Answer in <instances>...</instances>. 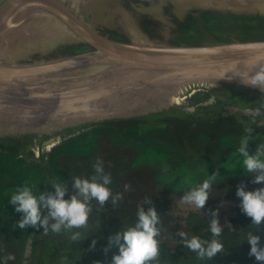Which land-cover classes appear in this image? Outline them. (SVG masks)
<instances>
[{"label":"water","instance_id":"water-1","mask_svg":"<svg viewBox=\"0 0 264 264\" xmlns=\"http://www.w3.org/2000/svg\"><path fill=\"white\" fill-rule=\"evenodd\" d=\"M261 64L264 0H0V157L173 121L264 139V87L237 75Z\"/></svg>","mask_w":264,"mask_h":264},{"label":"rangeland","instance_id":"rangeland-1","mask_svg":"<svg viewBox=\"0 0 264 264\" xmlns=\"http://www.w3.org/2000/svg\"><path fill=\"white\" fill-rule=\"evenodd\" d=\"M200 91V90H199ZM195 97L193 94L187 97L185 102L191 103ZM201 104H212L214 100L211 99L210 93L206 98L201 100ZM264 117V116H263ZM197 120V117L194 118ZM232 121V120H231ZM230 121V122H231ZM184 123L173 121L167 124L163 130H160V135L152 137H145V133L133 136H121L119 132L110 131L108 129H93L87 130L78 136L67 139L62 142H57L54 145L37 150L32 154L24 153L21 155L22 162L29 157V161L22 167L19 172L15 171V163L8 157L7 154H2L0 157V242L9 240L8 244H13L17 248H24V254L27 257L30 253L31 241L35 227L19 228L18 222L21 214L15 211L13 205L8 203L11 193L18 187L28 184L33 187L34 191L39 193H47V189L52 184L48 178L52 179L51 173L55 172V167L49 162L50 156L53 157L58 154L53 150L73 147L81 143L80 151L78 153L70 152L73 162L75 158L79 160L84 156L92 158L95 155L100 159L103 157L119 156L120 164L117 172L116 184L128 185L131 190V201L128 204L136 210L143 208H155L160 218L165 219L168 224L172 226L164 228L166 234L165 238L169 243L171 249L178 247V241L174 240L173 235L177 234L180 229L185 228L186 218L191 211H201L204 213L214 201H219V213H222V222L226 223L230 217L236 213L238 200L233 195L229 188L232 183L238 185L246 184L247 189L253 187V174H246L242 167V156L236 152L239 149L230 151L226 144L228 139H223V142L217 140L218 137L224 135L228 131L210 123H204L206 129L199 127L197 121H183ZM130 130V129H127ZM127 130H117L128 133ZM203 130V131H201ZM209 130V131H208ZM132 131V130H130ZM207 131V132H206ZM152 132V131H151ZM234 132V137L240 142L242 138L250 137L249 135H242V138ZM148 134V133H146ZM264 136V132L259 138ZM79 137V138H78ZM264 139L248 140L247 149L250 154L256 153L260 149H264L262 143L256 144V141H263ZM69 141V142H67ZM174 145V148L165 145V148H159L160 143H169ZM219 143V153L214 155L200 154L205 149V145L211 143ZM200 143V145H198ZM135 144V145H133ZM198 145L199 148H194ZM147 149H151L147 151ZM168 149V150H167ZM71 151V148H70ZM143 151H147L146 157H141ZM59 155V154H58ZM59 156H56V160ZM63 157V156H62ZM44 158L48 161L49 169L45 167ZM66 158L63 157V160ZM168 162L169 165L164 163ZM18 164V163H17ZM74 168L77 169V163L73 162ZM80 166V165H79ZM59 170L61 163L56 166ZM66 168V167H65ZM23 172V173H21ZM14 177L20 174V180L15 186H8V177ZM210 176L216 177L209 188V198L206 201L204 208L197 209L194 205L183 201V196L193 187L199 186L205 179ZM103 178V177H102ZM4 182V183H1ZM53 185V184H52ZM5 186V187H4ZM126 188H123L125 191ZM44 210H42V213ZM179 225H182L179 227ZM176 231V232H175ZM15 232V235L13 234ZM3 239V240H2ZM19 239L24 243L15 242ZM3 244V243H2ZM7 250V244L0 249V254ZM7 258H0V264H11L12 262L5 260ZM29 261L25 259L23 264H28Z\"/></svg>","mask_w":264,"mask_h":264},{"label":"clouds","instance_id":"clouds-1","mask_svg":"<svg viewBox=\"0 0 264 264\" xmlns=\"http://www.w3.org/2000/svg\"><path fill=\"white\" fill-rule=\"evenodd\" d=\"M231 67L220 70L219 78L231 71ZM246 83L252 86L264 87V64H261L254 73H237ZM257 112L259 109L256 110ZM251 131V129H248ZM248 139L244 137L240 141L239 154L242 156V167L246 174H253L252 183L260 185L252 190H248L246 184L238 186L236 195L239 198L240 208L251 220V225H255V230H249L246 234L247 243L250 245L249 255L253 256L257 262L264 264V244L259 234L264 225V149L250 154L247 149ZM97 173L103 172L99 166ZM216 177L210 176L199 186L193 187L183 196V201L194 205L195 208H204L209 198V188ZM110 177L104 176L103 182H97V176L91 179L77 176L74 180V188L77 190L69 199H65L66 187L61 183H54V192L39 193L34 191L28 184L18 186L10 195L8 203L13 205L15 211L21 214L18 222L19 228L44 226L48 231L49 220L55 222L50 225L53 232H60L62 228L71 229L84 225L89 216L90 206L88 201L98 200L104 204L112 195ZM115 203V198L113 199ZM42 210L47 214L42 215ZM214 217L209 223V230L212 239H202L193 235L185 238L184 244L200 258L211 260L223 250V243L218 237L222 233V227L216 217V212H212ZM158 214L155 208L147 210L140 208L138 220L134 226H129L122 232H118L110 238V245L118 247V254L112 258L111 264H151V261L158 255L159 243L156 239L159 229ZM182 237L185 233H180ZM76 237L74 236L73 239ZM107 251V249H105ZM8 259H14L10 254Z\"/></svg>","mask_w":264,"mask_h":264},{"label":"trees","instance_id":"trees-1","mask_svg":"<svg viewBox=\"0 0 264 264\" xmlns=\"http://www.w3.org/2000/svg\"><path fill=\"white\" fill-rule=\"evenodd\" d=\"M200 92L206 91L201 90L197 94H200ZM103 129L120 132L117 129ZM151 131L154 133L160 132V130ZM160 144H162L161 148H165L166 144L168 147L171 146V143ZM216 151H220V149H216ZM14 163L15 165L17 164V162ZM70 168L72 166L69 165L65 172L57 171L54 173L57 182L63 184L67 189L65 199H69L77 191L73 186L74 183L70 181L71 176L68 175ZM80 170H73L72 174L89 179L94 176L87 169ZM52 184L47 189V192H54L55 189ZM238 186V184L232 183L229 188V191L238 200L236 213L230 217L229 221L221 223L223 214L218 211L219 201L217 199L204 213L191 211L186 218V222L183 223L185 224L184 230L180 229L177 234L173 235L174 240L178 241L176 250L171 249L165 238L164 228L169 227L172 229V226L158 215L157 227L159 232L156 239L159 243V251L157 257L151 261V264H261L253 256L249 255L250 245L245 241L246 234L249 230H255L256 226L251 225L250 218L240 208L239 198L236 195ZM108 187L111 189L112 195L104 204L94 198L88 201L90 212L84 225L71 229L62 228L60 232H53L50 225L55 221L50 219L47 232H45L44 226L34 229L30 253L27 257L24 254L23 247L17 248L12 243L8 244L9 240L2 239L7 244V250L0 254V258H7L11 254L14 259L7 258L5 260L12 261V264H23L25 259L29 261L28 264H111L113 256L118 254V247L114 244L110 245V238L114 237L118 232L124 231L129 226H134L138 220L139 211L129 205L127 201H124L126 197L124 198L122 190L117 191L116 186L111 184ZM257 187H260V185H254L248 190ZM114 198L115 203L113 202ZM212 212H216L215 218L218 219L223 229L218 239L221 240L224 247L220 253L208 260L207 258H200L195 252L188 249L184 244V239L191 238L193 235L202 239H212L213 237L208 227L210 221L214 218ZM46 214L47 212L44 210L42 215ZM181 226L179 225V227ZM262 229H264V225H262ZM180 233H185L186 236L182 237ZM259 234L262 237V244H264V230ZM74 236L76 237L75 239H73ZM15 242L24 243L21 239Z\"/></svg>","mask_w":264,"mask_h":264},{"label":"flooded vegetation","instance_id":"flooded-vegetation-1","mask_svg":"<svg viewBox=\"0 0 264 264\" xmlns=\"http://www.w3.org/2000/svg\"><path fill=\"white\" fill-rule=\"evenodd\" d=\"M197 92H195L194 94L196 95ZM207 94H208L207 92H200V94H197L193 99L191 97L192 103H198V102H200L201 100H203L204 98H206ZM127 131H128V133H124L122 131H120L119 133H121L120 134L121 136H128V135L130 136L132 134H133V136H137L138 135V134H136L133 131H130V130H127ZM201 131H203V130H201ZM160 134H161L160 132H158V133L150 132L148 134H144V136L145 137H152V138L156 139L155 136H158ZM234 135L235 134H234L233 131H228L224 135L218 137L217 140L223 142V139H225V138H226L225 140L228 139L229 141H227L228 144H226V146H227V148L230 151H234L235 149H239V147H240V142L234 137ZM169 143H171V142H169ZM254 143H256V144L262 143L264 145V140L263 141H256ZM133 145H135V144H133ZM159 145H160V148H161L162 147V144H158V147H159ZM198 145H200V143ZM198 145H194V148H199ZM202 145H204V147H205V149H203L205 151L202 154H205V152H206L207 155L209 156V153H210V155H214V154H218L219 153V151H216V149H219V146H220L219 143L215 144V143L212 142L210 145L209 144L208 145H205L203 143ZM171 146L174 148V145L173 144H171ZM80 147H82V144L81 143L76 144L73 147L64 148V149H58V151H56V149L53 150L55 152H58L59 155L56 154L54 156L53 154H51L53 157L50 156V159L48 161L51 162V164L55 167V172H57V171H59V172H65L66 171V168H68L69 165L72 166V168H70V170H68V175L71 176L70 177L71 183H74V180L77 177L76 174H72L73 173L72 172L73 170L81 171L80 169H87L88 172L92 173L94 176H97V182H101V183L103 182V178L102 177L109 176L110 177V181H111L110 184L116 186L117 191L122 190V193H123L124 198L126 197V199H124V201H127V202L128 201H131V198H132L131 195H132V193H131V190L129 189V186L128 185L127 186L124 185V187L126 188V190L123 191V188L124 187H122L121 185L116 184V183H118L117 182L116 175H118L117 172L119 171V169H118L119 164H120L119 156L117 157V155H113L112 158L111 157H103V158H100V159L96 155L94 157H92L91 159L88 158L87 156H84L83 158H80L79 160H77V158H75V160L73 162L77 163V167H78L77 169H75L74 168V165L72 164L73 162H69L70 159H71V157H70L71 154H69V153L70 152L71 153L72 152H74V153L81 152L79 150ZM70 148H71V151H70ZM149 150H151V149H149ZM149 150L147 149V151H149ZM147 151L146 152L143 151L142 154H141V157H143V156L146 157L147 154H148ZM238 153H239V151L236 152L235 154H238ZM56 156H59L57 158V160L55 159ZM62 156L65 157L66 159L63 160V157ZM29 157L30 156H27L26 159L23 162L21 160V162H19L18 164L14 165V166H16V168H15V171H13V172H19V171H21L22 170V167H24L25 164L29 161L28 160ZM41 160H44V158H40V161ZM48 161H45V167L49 169V166L47 164ZM60 163H61V168H63V170H59L58 168H56V166H58ZM164 164L165 165H169L168 162H165ZM97 166L101 167L103 169V172L97 173V171H96ZM21 173H23V172H21ZM54 173H51L52 175L50 177L52 179L48 178V179H50L49 181L51 183H56L57 182V180H56L57 178H56V176H54ZM5 175L7 176L6 173H5ZM7 177L9 179V181L7 182L8 183V186H15V185L18 184V182L20 180V174H16L14 177H9V176H7ZM1 183H4V182H1ZM4 184H6V183H4ZM13 234L15 235V232ZM3 246H4V242H0V249ZM9 261H7V263H9Z\"/></svg>","mask_w":264,"mask_h":264},{"label":"bare ground","instance_id":"bare-ground-1","mask_svg":"<svg viewBox=\"0 0 264 264\" xmlns=\"http://www.w3.org/2000/svg\"><path fill=\"white\" fill-rule=\"evenodd\" d=\"M79 138V137H78ZM67 142H69V141H67Z\"/></svg>","mask_w":264,"mask_h":264}]
</instances>
